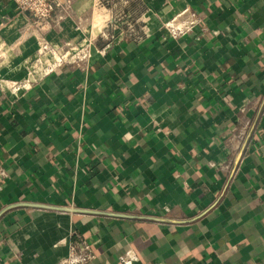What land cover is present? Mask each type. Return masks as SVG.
<instances>
[{"label":"crops","instance_id":"1","mask_svg":"<svg viewBox=\"0 0 264 264\" xmlns=\"http://www.w3.org/2000/svg\"><path fill=\"white\" fill-rule=\"evenodd\" d=\"M59 2L0 0V82L24 85L0 89V264L77 235L88 264H264V0H129L141 37L96 44L98 0ZM82 36L33 73L42 38Z\"/></svg>","mask_w":264,"mask_h":264},{"label":"built area","instance_id":"2","mask_svg":"<svg viewBox=\"0 0 264 264\" xmlns=\"http://www.w3.org/2000/svg\"><path fill=\"white\" fill-rule=\"evenodd\" d=\"M18 10L29 13L32 17H34L38 21H48L50 18H57L59 14L57 12V7L60 6L59 0H9ZM127 1L125 2V4ZM113 2L110 4V0H98L97 6L101 9H107V7L111 6ZM124 6V5H122ZM124 10V8L122 9ZM61 18V16H60ZM59 18V19H60ZM111 19H106V22H111ZM61 20V19H60ZM105 22V23H106ZM137 19H135L134 23L128 24V27L124 32L121 33L120 39H138L141 37V28L137 29L136 23ZM168 28H172L173 26L168 23ZM74 39V38H73ZM86 44L85 46H89V41L84 38ZM69 39L63 41V43L59 46L53 45L51 42H48L45 38H42L39 42V46L34 53L33 57L29 62L33 67V73L39 71L43 73H47L55 67L65 63L74 61L79 59L81 56H87V52L82 55H75V59H66L69 55L71 48L69 46ZM75 49V47H74ZM89 50V49H88ZM87 50V51H88ZM78 53V52H77ZM24 85L22 82L18 81H4L0 82V89L3 90L4 87L11 89L12 91L19 90ZM4 172L0 170V174ZM94 258V253L91 248V244L83 237L77 235V237L73 240L70 245V249L66 256L61 257L60 261L62 264H88Z\"/></svg>","mask_w":264,"mask_h":264},{"label":"rangeland","instance_id":"3","mask_svg":"<svg viewBox=\"0 0 264 264\" xmlns=\"http://www.w3.org/2000/svg\"><path fill=\"white\" fill-rule=\"evenodd\" d=\"M117 0H114L113 2H115ZM124 10H122V6L121 8H118L115 10V16H114V20L112 21V23L110 22H106V19L110 17V11H107V9H101V8H94V17L96 18L95 21V32L94 35L95 36V44L99 43V42H103V41H107L110 42L114 39H117L120 37L121 33L124 32L126 30V28L128 27V24L130 23H134L135 21V14L132 12H127L126 10V6L129 3V0H123V2H126ZM92 11V10H91ZM106 22V23H105ZM82 23H86L84 22V20L82 21ZM136 28L139 29L137 23H136ZM69 46L68 48L70 50L69 55L66 57V59H75V55L77 57V55H82L84 53L87 52V46H85L86 42L84 40V36L82 37H75L74 39L71 37V39H69ZM75 47V49H74ZM81 50V51H80ZM78 52V53H77Z\"/></svg>","mask_w":264,"mask_h":264}]
</instances>
